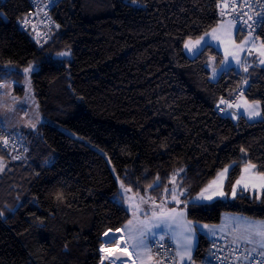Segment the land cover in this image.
<instances>
[{
    "label": "trees",
    "instance_id": "obj_1",
    "mask_svg": "<svg viewBox=\"0 0 264 264\" xmlns=\"http://www.w3.org/2000/svg\"><path fill=\"white\" fill-rule=\"evenodd\" d=\"M220 2L64 0L53 12L55 38L40 47L18 25L28 1H0V83L20 80L16 68L39 66L32 82L46 120L21 132L20 159L0 141V161L9 165L0 173V264H102L101 249L116 245L105 234L131 218L120 181L160 195L182 170L189 201L232 164L228 190L249 163L264 173V67L213 82L208 55L219 52L184 53L187 39L219 24ZM257 36L264 43V25ZM244 80L246 97L262 105L259 121L216 110ZM187 209L203 225L225 213L264 220V192ZM210 245L200 233L194 261Z\"/></svg>",
    "mask_w": 264,
    "mask_h": 264
},
{
    "label": "rangeland",
    "instance_id": "obj_2",
    "mask_svg": "<svg viewBox=\"0 0 264 264\" xmlns=\"http://www.w3.org/2000/svg\"><path fill=\"white\" fill-rule=\"evenodd\" d=\"M201 37H204V40L201 41L198 50L195 52H189L184 47V53L189 58H195L208 47L219 52V55L214 53H209L208 55L207 67L210 71V80L213 82H217L224 73L229 72L230 70H234L245 76L253 66L258 65L264 67V63H261V61L264 60V54H262L264 53V48H261V44L263 43L262 40L255 34L249 36V33H244L235 23L229 20L221 19L216 27ZM199 38L189 39L195 41ZM67 53H69V55L59 57H70L71 52ZM29 66H31L32 71L25 73L24 69ZM29 66L21 69L16 68V70H18L23 76L20 80L17 81L8 78L2 82V85H0V122L6 128L16 130L12 132L18 131L21 133L28 129L36 130L40 125L46 122L41 113L38 99L35 96L32 82L33 73L39 70V66L36 64H31ZM11 69L13 70L15 68ZM245 69H247V71H245ZM247 83L248 82L244 80L242 85L247 87ZM16 86L22 87L23 94L16 93ZM233 98L234 96L231 99ZM256 102L258 101L249 100L245 94L235 96L232 102L228 103L229 113L234 120L239 119L241 116H245L250 121H259L263 118V110L260 102H258L259 106L256 109L260 114L257 116H249V112L252 111ZM229 105H231V107H229ZM8 166L7 162L0 161V173ZM234 166L235 164H232L227 167L229 170L226 174V178L218 177L217 175L207 186L204 187H208L213 181H218V185L222 184V190L225 195L222 197L216 196L210 201L202 199L196 200L201 191L189 201L186 199L188 191L187 188L183 186V181L180 178L182 171H178L173 175L170 185L166 188L169 191L165 192L164 190L160 195L151 193L152 188L144 193H136L132 188L125 186V184L120 181L119 199L128 209L131 215L129 221H132V223L129 224L128 221L124 227L125 239L122 231H119L115 232L118 233L117 239L114 240L107 234L105 236L106 241L109 244V242L114 240L112 243L116 244L114 247H117L120 244L119 238L125 240L126 244L134 249L137 257L145 261V264L158 263L155 247L158 242L164 240L170 241L173 244L179 264H196L193 258L195 249L198 245L200 233L205 234L210 239H214L216 235H220L222 239L229 240V242L238 244L245 243L249 252L264 256V246L261 245L258 237H253L252 242H248L251 230L250 225L259 226L264 220L250 218L238 213H225L219 224L203 225L191 221L188 217L187 206L189 203L210 204L220 199L233 200L242 193H249L252 196L261 198L264 188H260L259 186L253 188L251 185L247 189H244L243 185H238L235 196L232 195V189L228 190L227 184ZM245 167L246 165L243 167L241 174L243 173L246 179L258 178L260 173L257 171L256 166L255 168H249L247 171H245ZM223 170L220 171V173L223 172ZM240 177L241 175L237 180L240 179ZM256 182L257 184L259 183L258 179H256ZM121 184L124 185L123 188L121 187ZM218 185H213V187L215 188ZM156 186L157 185L154 187ZM173 187L175 188L176 194L175 200L172 198L171 192ZM141 197L148 202H141ZM160 206H163L164 211L174 208L176 209V214L183 212L184 220H168L167 223L161 224L160 227H153L158 221L156 218L152 217V213L154 211L160 212ZM187 222H190V224ZM189 227L191 228V232L188 231ZM185 237L191 239V259H188V255L186 254V248L188 245ZM105 247L110 248L108 245H105ZM245 261L249 262L250 259L245 257Z\"/></svg>",
    "mask_w": 264,
    "mask_h": 264
},
{
    "label": "built area",
    "instance_id": "obj_3",
    "mask_svg": "<svg viewBox=\"0 0 264 264\" xmlns=\"http://www.w3.org/2000/svg\"><path fill=\"white\" fill-rule=\"evenodd\" d=\"M5 3L7 0H0ZM30 6L28 14L18 22L22 32L28 34L37 45L45 47L58 32L57 21L54 17L55 8L64 0H27ZM227 4L228 7L224 5ZM220 19L235 23L243 32L257 35L264 24L254 22L264 16V0H221L218 6ZM223 13V14H222ZM249 17L252 19L250 20ZM27 21V23L25 22ZM247 22V23H245ZM253 25V27H249ZM245 87L238 88L236 95L245 94ZM226 103H219L217 112L222 116L229 115L228 103L232 99H223ZM7 141L5 143L4 141ZM0 141L5 149L20 159L27 150V144L20 132H12L0 128ZM157 264H178L175 249L170 241L164 240L155 247ZM245 257L250 259L245 261ZM196 264H264V256L247 250L244 243H233L216 235L211 239L209 252L200 263Z\"/></svg>",
    "mask_w": 264,
    "mask_h": 264
},
{
    "label": "snow or ice",
    "instance_id": "obj_4",
    "mask_svg": "<svg viewBox=\"0 0 264 264\" xmlns=\"http://www.w3.org/2000/svg\"><path fill=\"white\" fill-rule=\"evenodd\" d=\"M225 7H228L227 4L224 5ZM223 14V13H222ZM249 19L251 20L252 18L249 17ZM27 23V21H25ZM247 23V22H245ZM255 24H264V16H262L259 20L254 22ZM249 27H253V25H249ZM251 32L249 33V36H251ZM204 40V37H200L199 39L193 41L191 39H189L188 41L185 42L184 47L189 51V52H195L196 50L199 49L200 45H201V41ZM247 40V38H246ZM246 42V41H245ZM261 48H264V43L261 44ZM264 54V53H262ZM59 56H67L69 55V53L67 52H62L58 54ZM261 63H264V60L261 61ZM32 71L31 66H29L28 68L24 69L25 73H28ZM215 71V70H214ZM245 71H247V69H245ZM221 103H226L223 99L221 100ZM258 102H256V105L253 107L252 111L249 112V116H257L260 113L256 110L258 108ZM229 107H231V105H229ZM34 127V125H33ZM5 143H7V141H4ZM249 168H255V165L252 164H248L245 167V171H247ZM228 168L226 167L223 172L218 173V177H225L226 178V174L228 172ZM182 171V170H181ZM256 179H258V184L256 182ZM253 179V178H247L245 177V175L242 173L240 179L236 180L235 184L232 186V195L235 196L236 194V190H237V186L238 185H243L244 189H247L250 185L253 188H256L257 186H259L260 188H264V173H260V175L258 176V178ZM213 185H218V181H213L208 187L204 188L201 190L200 194L198 195V197L196 198V200H212L214 197L216 196H224L225 193L222 190V184L218 185L217 187H213ZM158 186V185H157ZM121 187L123 188L124 185L121 184ZM149 187H152V185H150ZM127 190V189H126ZM168 189H165V192H168ZM172 192V198L175 200L176 199V194H175V188L173 187V189L171 190ZM141 202L143 203H147L148 201L144 200L143 197L140 198ZM152 199V198H149ZM161 207V211L160 212H153L152 213V217L157 219V223L153 225V227H160L161 224L167 223L168 220H184V213L180 212L178 214H176V209H168L167 211L163 210V206ZM132 221H129V224H131ZM143 223V222H142ZM188 224H190V222H187ZM250 234L248 237V242H252V238L253 237H258L260 239L261 245L264 246V222H261L259 226L256 225H250ZM188 231L191 232V228H188ZM107 235V233L105 234ZM185 239L187 240V245L188 247L186 248V254L188 255V259H191V255H190V245H191V239L189 237H185ZM102 251H109L106 249H101ZM111 254V253H109ZM179 255V253H178ZM103 259V258H102Z\"/></svg>",
    "mask_w": 264,
    "mask_h": 264
},
{
    "label": "crops",
    "instance_id": "obj_5",
    "mask_svg": "<svg viewBox=\"0 0 264 264\" xmlns=\"http://www.w3.org/2000/svg\"><path fill=\"white\" fill-rule=\"evenodd\" d=\"M3 83H1L0 85H2ZM0 126L2 127V128H4L5 130H8V131H16V130H13V129H8V128H6L5 126H3L2 124H1V122H0ZM18 132V131H17ZM119 231H122V233H123V236H124V228H122V229H120ZM119 231H117V232H119ZM113 232V231H112ZM115 233V232H114ZM117 234L118 233H116V236H115V238L117 239ZM115 238H113V239H115ZM124 239H125V236H124ZM119 240H120V244H119V246H117V247H110V248H106L105 247V245H104V248L103 249H106V250H109V251H103L102 252V254H103V261H102V264H145V261H143L142 259H139L138 257H137V255H136V253H135V251H134V249L132 248V247H130L129 245H127L126 244V241L125 240H123V239H121V238H119ZM122 241H125L124 242V244H122ZM229 241V240H228ZM108 243V242H107ZM109 243H111V242H109ZM245 244V243H244ZM119 249H123V250H125V251H127L128 253H129V255H130V260L129 261H127V262H120V261H118V260H116V259H114L113 261H106V256H107V254L109 253V252H115L116 250H119ZM179 264V263H178Z\"/></svg>",
    "mask_w": 264,
    "mask_h": 264
},
{
    "label": "water",
    "instance_id": "obj_6",
    "mask_svg": "<svg viewBox=\"0 0 264 264\" xmlns=\"http://www.w3.org/2000/svg\"><path fill=\"white\" fill-rule=\"evenodd\" d=\"M115 239H116V238H115ZM115 239H114V240H115ZM114 240L111 241V243L114 242ZM122 244H124V241H122ZM113 257H114L116 260L120 261V262H127V261L130 260V255H129V253H128L127 251L123 250V249L116 250V251L113 253Z\"/></svg>",
    "mask_w": 264,
    "mask_h": 264
},
{
    "label": "bare ground",
    "instance_id": "obj_7",
    "mask_svg": "<svg viewBox=\"0 0 264 264\" xmlns=\"http://www.w3.org/2000/svg\"><path fill=\"white\" fill-rule=\"evenodd\" d=\"M58 24V23H57ZM108 235H110V237H112V238H115V236H116V233H114V232H109L108 233ZM109 253H111V254H109ZM108 254H107V256H106V261H113L115 258L113 257V252H109Z\"/></svg>",
    "mask_w": 264,
    "mask_h": 264
}]
</instances>
